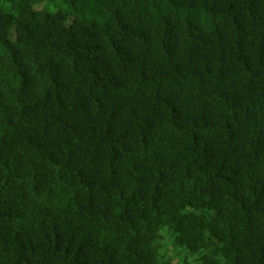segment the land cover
<instances>
[{
	"label": "trees",
	"instance_id": "obj_1",
	"mask_svg": "<svg viewBox=\"0 0 264 264\" xmlns=\"http://www.w3.org/2000/svg\"><path fill=\"white\" fill-rule=\"evenodd\" d=\"M0 264H264V0H0Z\"/></svg>",
	"mask_w": 264,
	"mask_h": 264
},
{
	"label": "rangeland",
	"instance_id": "obj_2",
	"mask_svg": "<svg viewBox=\"0 0 264 264\" xmlns=\"http://www.w3.org/2000/svg\"><path fill=\"white\" fill-rule=\"evenodd\" d=\"M15 34H16V29L15 26H12L11 30H10V38L14 39L15 38Z\"/></svg>",
	"mask_w": 264,
	"mask_h": 264
}]
</instances>
